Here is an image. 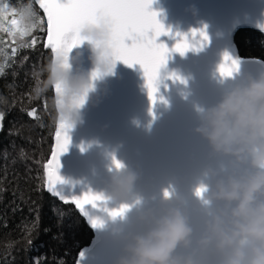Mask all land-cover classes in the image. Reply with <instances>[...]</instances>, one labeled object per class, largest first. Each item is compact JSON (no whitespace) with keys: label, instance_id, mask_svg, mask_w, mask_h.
<instances>
[{"label":"water","instance_id":"1","mask_svg":"<svg viewBox=\"0 0 264 264\" xmlns=\"http://www.w3.org/2000/svg\"><path fill=\"white\" fill-rule=\"evenodd\" d=\"M151 11L158 13L157 19L170 33L157 40L169 48L170 55L160 69L155 104L148 97L139 64L128 66L117 61L110 73L93 80L97 68L91 45L82 43L70 53L73 74L85 75L93 87L77 110L76 123L68 131L70 144L59 158L58 169L64 183L57 188L68 195L81 196L91 191L103 197L98 208L90 210L91 216L102 224L99 228L92 227L69 203L94 235L89 246L80 251L85 256L83 264H107L116 252L109 234L134 224L138 210L154 204L165 190L186 199L192 226L196 232L201 230L203 210L194 195L197 177L208 165L226 160L212 157L207 142L196 134L199 112L214 106L226 91L245 83L248 77L264 75V63L241 58L233 44L239 30H250L264 37L261 30L264 0H154ZM193 30L204 31L208 36L203 47L183 56L172 52L180 36L191 38ZM225 55L238 63L230 78L219 73ZM52 90L58 113L57 129L62 110ZM55 143L54 133L48 161ZM114 159L138 176L127 204L113 202L107 195L115 172ZM45 191L64 203L46 186ZM122 206L129 210L113 218L110 212Z\"/></svg>","mask_w":264,"mask_h":264},{"label":"clouds","instance_id":"2","mask_svg":"<svg viewBox=\"0 0 264 264\" xmlns=\"http://www.w3.org/2000/svg\"><path fill=\"white\" fill-rule=\"evenodd\" d=\"M17 17L21 27H32L34 13L28 6ZM79 37L91 45L100 76L110 73L111 22L98 13ZM72 50L51 60L47 83L59 86L63 118L73 126L77 104L93 86L85 75L73 74ZM195 132L212 157L226 160L208 165L197 177L194 195L203 210L201 230L192 226L186 199L165 190L154 204L138 210L134 224L109 234L116 252L107 264H264V75L248 77L214 106L201 109ZM137 179L124 165L115 167L109 199L127 204Z\"/></svg>","mask_w":264,"mask_h":264},{"label":"trees","instance_id":"3","mask_svg":"<svg viewBox=\"0 0 264 264\" xmlns=\"http://www.w3.org/2000/svg\"><path fill=\"white\" fill-rule=\"evenodd\" d=\"M5 3L17 12L31 4L45 20L33 0H0ZM45 36L46 31L37 30L13 44L0 32V49L7 53L0 54V264H76L94 238L71 204L45 191L44 165L58 119L47 83L52 56L44 47ZM233 44L241 58L264 63L262 35L239 30Z\"/></svg>","mask_w":264,"mask_h":264},{"label":"snow or ice","instance_id":"4","mask_svg":"<svg viewBox=\"0 0 264 264\" xmlns=\"http://www.w3.org/2000/svg\"><path fill=\"white\" fill-rule=\"evenodd\" d=\"M153 2L154 0H35V4L42 9L43 16L46 18V29L44 28L45 20L38 17L31 4H28V7L33 10L34 22L29 29L21 27V22L17 18V10L5 3L0 4V32L11 37L12 43L15 44L17 39L23 40L24 37L37 30L46 31L44 47L50 50L53 59H58L83 43L79 37L80 29L87 24L95 23L96 15L102 14L111 22L112 27V37L108 45L113 62L112 67L117 61L128 66L139 64L144 72L148 97L155 104L160 69L165 66L170 55L169 48L163 43H157V40L170 33L157 19L158 13L151 11ZM10 16L11 19H9ZM261 30H264V26H261ZM190 36L191 38L187 35L180 36L171 51L183 56L188 51L200 50L208 41V36L204 31L193 30ZM126 41H131V44ZM36 44L37 39L33 38L31 46L34 47ZM12 52L15 53L16 48H12ZM0 54L6 56L7 53L5 49H0ZM224 60L225 62L219 67V73L222 77L230 78L237 70L238 63L227 55ZM2 68L3 66L0 65V71ZM100 75L101 73L97 70L93 72L92 79L95 80ZM54 90L58 97L57 105L62 110L63 100L59 86ZM85 99L86 97H82L77 106H83ZM29 115L35 116L36 113L30 112ZM2 120L3 115H0V121ZM71 127L72 125L68 124L61 115L55 132V147L50 160L44 165L45 186L64 203L74 204L92 227L99 228L102 224L91 216L90 210L98 208V202L103 200L101 195L91 191L81 196L68 195L63 189L57 188L58 184L64 183L58 175L59 158L68 150L70 144L68 131ZM113 163L117 169L122 167L121 163L115 159ZM199 194L200 191L197 192V195ZM165 195L168 193L166 192ZM128 210L127 206H122L119 210L110 212V215L113 218L123 216ZM84 259V254L80 253L79 264H83Z\"/></svg>","mask_w":264,"mask_h":264},{"label":"rangeland","instance_id":"5","mask_svg":"<svg viewBox=\"0 0 264 264\" xmlns=\"http://www.w3.org/2000/svg\"><path fill=\"white\" fill-rule=\"evenodd\" d=\"M245 59V58H244Z\"/></svg>","mask_w":264,"mask_h":264}]
</instances>
